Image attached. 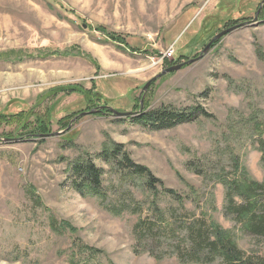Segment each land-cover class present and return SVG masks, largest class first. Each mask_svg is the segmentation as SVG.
Returning a JSON list of instances; mask_svg holds the SVG:
<instances>
[{
	"label": "rangeland",
	"instance_id": "obj_1",
	"mask_svg": "<svg viewBox=\"0 0 264 264\" xmlns=\"http://www.w3.org/2000/svg\"><path fill=\"white\" fill-rule=\"evenodd\" d=\"M261 1L0 0V110L50 109L57 133L0 140V264H224L186 236L211 223L246 256L264 258V233L225 210L223 183L264 185V4L251 22ZM242 22L143 90L166 67L197 57L215 30ZM107 33L137 50L118 48ZM171 46L172 58L158 61ZM77 84L91 91L89 102L69 91ZM95 92L120 112L192 114L149 129L134 114L100 112ZM111 141L163 184L147 190L106 161L100 152ZM84 155L102 169L100 195L73 186L71 163ZM259 202L264 211V193Z\"/></svg>",
	"mask_w": 264,
	"mask_h": 264
},
{
	"label": "trees",
	"instance_id": "obj_2",
	"mask_svg": "<svg viewBox=\"0 0 264 264\" xmlns=\"http://www.w3.org/2000/svg\"><path fill=\"white\" fill-rule=\"evenodd\" d=\"M234 25V24H233ZM98 30L104 32L103 27L98 26ZM220 30H215L210 34V39ZM107 38L114 43L118 48L123 50L130 49L136 51L135 46L129 45L128 40L117 34H106ZM208 38V39H209ZM209 39V40H210ZM69 88L70 92H78L82 94L84 101L89 102L91 99V91L81 89V85H72ZM67 89V88H64ZM59 90H63L59 89ZM53 91V89H52ZM127 91V90H126ZM55 92V91H53ZM95 101L100 102V106H104L100 112L110 114V108H108L107 101L100 93L95 92ZM121 109V108H120ZM48 109L45 113H37L31 107L28 110L19 109L17 111H8L6 108L0 110V129L3 127H11L13 131H4L0 135V140H9L15 138L26 137H39L42 135L51 133V115ZM186 110H178L169 106H160L157 108L143 109L141 111H133L134 120L149 129H161L169 127L177 122L187 121L190 119L189 115L192 114ZM132 114V115H133ZM136 114V115H135ZM130 116V115H129ZM63 119H58L56 123L60 124ZM18 136V137H17ZM260 151L264 154V140H259ZM119 154L121 156H119ZM100 155L108 162L115 160L117 166L130 169L133 175L141 177L143 180V187L147 190L155 192L157 190L158 183L163 182L156 178L152 171L145 165L135 163L129 156L127 151H122V145L111 141L109 145H104ZM79 156L78 160H74L71 163V169L73 173V186L82 195L95 194L100 195L101 183H102V169L98 167L92 159L89 157ZM118 158V159H117ZM223 183L227 187V204L225 210L233 214L235 220L243 223L247 229L252 231L264 233V211L259 210L260 194L264 193V185L257 181L244 178L241 180H235L234 182H228L226 180ZM165 193L177 194L172 189L163 187ZM237 194L245 200V202L237 203L234 200V195ZM155 209H159L156 202L153 200ZM186 236L198 247H204L210 251L213 257H219L224 264H264L263 259H253L250 256H246L245 253L239 249L236 243L232 240L226 230L220 229L216 224L211 223L208 225L207 232L202 230L199 225H191L187 227Z\"/></svg>",
	"mask_w": 264,
	"mask_h": 264
},
{
	"label": "water",
	"instance_id": "obj_3",
	"mask_svg": "<svg viewBox=\"0 0 264 264\" xmlns=\"http://www.w3.org/2000/svg\"><path fill=\"white\" fill-rule=\"evenodd\" d=\"M263 4H264V0L261 1V3H260V5H259V7H258V9H257V11H256V13H255V15H254V17H253V19H252L251 22H255V21H257V19H258V14H259V10L261 9V7H262ZM251 22H250V24H251ZM248 24H249V22H242V23H239V24L232 25V26H230V27H228V28H225V29L221 30L220 32L216 33V34H215V35H214V36H213V37L207 42V44L203 47V49L201 50V52L199 53V55H198L197 57H194V58H192V59H188V60H186V61H183V62L177 63V64H175V65H171V66H169V67H166V68L163 69L160 73H158V74H156L155 76H153L152 78H150V79L144 84V86H143V90H145V89L149 86V84H150L154 79H156V78H158V77H160V76H162V75H164V74H166V73H168V72L178 70V69H180L181 67H183V66L186 65V64H190V63H193V62L199 60L200 58H202V56H203L204 54L207 53V51L209 50V48L211 47V45L213 44V42H215V41L218 40L219 38L223 37L224 35L230 33L231 31H233V30H235V29H237V28H239V27H241V26L248 25ZM84 26H85V25H84ZM108 108H110V107H108ZM110 110H111V113H112L114 116H116V117H126V116H129V115H132V114H133V112H130V111H129V112H128V111L120 112V111H116V110H114V109H112V108H110ZM92 112H94V110H91V111H89V112H87V113H92ZM82 114H86V113H82ZM54 135H57V133H50V134L42 135L41 137L46 138V137H51V136H54Z\"/></svg>",
	"mask_w": 264,
	"mask_h": 264
},
{
	"label": "built area",
	"instance_id": "obj_4",
	"mask_svg": "<svg viewBox=\"0 0 264 264\" xmlns=\"http://www.w3.org/2000/svg\"><path fill=\"white\" fill-rule=\"evenodd\" d=\"M172 54H173V48L171 46L166 53H163L160 55V57L158 58V61H163L164 59H167L170 57L172 58Z\"/></svg>",
	"mask_w": 264,
	"mask_h": 264
}]
</instances>
